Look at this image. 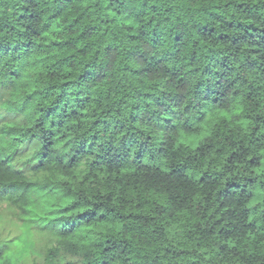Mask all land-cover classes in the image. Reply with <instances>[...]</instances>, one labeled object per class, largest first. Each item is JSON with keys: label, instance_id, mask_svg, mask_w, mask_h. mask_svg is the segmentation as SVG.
I'll return each mask as SVG.
<instances>
[{"label": "trees", "instance_id": "1", "mask_svg": "<svg viewBox=\"0 0 264 264\" xmlns=\"http://www.w3.org/2000/svg\"><path fill=\"white\" fill-rule=\"evenodd\" d=\"M0 264H264V0H0Z\"/></svg>", "mask_w": 264, "mask_h": 264}, {"label": "rangeland", "instance_id": "2", "mask_svg": "<svg viewBox=\"0 0 264 264\" xmlns=\"http://www.w3.org/2000/svg\"><path fill=\"white\" fill-rule=\"evenodd\" d=\"M7 215H9L10 218H13V219L15 218L14 216L11 215V213L8 212L5 205L0 204V223H2L1 222L2 220L9 219ZM4 232H6V234L4 235L0 234V239L2 237H7V235H11V238H13L14 235H17V233L20 232V228L19 226H11L10 228L6 230V227L4 226Z\"/></svg>", "mask_w": 264, "mask_h": 264}]
</instances>
